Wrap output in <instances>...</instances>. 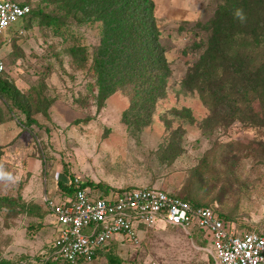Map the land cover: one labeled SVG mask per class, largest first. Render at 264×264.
<instances>
[{
    "label": "rangeland",
    "instance_id": "rangeland-1",
    "mask_svg": "<svg viewBox=\"0 0 264 264\" xmlns=\"http://www.w3.org/2000/svg\"><path fill=\"white\" fill-rule=\"evenodd\" d=\"M221 1L154 0L170 75L144 125L139 110H130V91L116 90L98 101L91 57L101 21L68 18L56 32L19 19L5 31L4 75L35 122L0 97V169L12 177L0 178V264L48 263L55 228L44 197L58 201L64 192L58 183L67 184L70 176L112 190L152 186L215 206L238 231L264 228V126L205 124L209 112L199 94L182 87L200 53L201 26ZM182 108H189L192 123L177 115ZM254 110L261 114L257 101ZM156 227L140 234L139 246L114 244L109 254L76 264H112L109 256L118 264H214L200 234L163 221Z\"/></svg>",
    "mask_w": 264,
    "mask_h": 264
},
{
    "label": "trees",
    "instance_id": "trees-1",
    "mask_svg": "<svg viewBox=\"0 0 264 264\" xmlns=\"http://www.w3.org/2000/svg\"><path fill=\"white\" fill-rule=\"evenodd\" d=\"M22 3L30 9L21 21L30 24L36 20L41 26L52 27L56 32L68 18H76L78 23L101 21L100 40L91 57L100 88L98 101L116 90L130 91L133 95L130 110H139L137 120L140 125L149 122L155 102L164 96L170 75L159 42L154 0H37L34 6L29 5L30 0H22ZM49 6L52 9L48 11ZM237 9L243 10V22L235 16ZM201 27L204 34H198L200 43H196L200 53L182 80V87L199 94L209 112L203 123L226 125L239 122L263 127L264 0H222L212 18ZM5 73L0 72V97L5 101L11 99L25 112L28 123H34L29 106L16 98L18 89L8 81ZM134 98L138 100L134 101ZM44 99L46 106L50 105L51 101ZM255 101L261 107V114L254 110ZM188 109L176 112L192 123L194 119ZM75 178L70 176L68 184L58 183L64 194H72L87 186L94 191L101 190L103 196L111 190L108 185L76 182ZM172 194L193 206L211 208L221 221L231 225L215 206ZM189 235H195L209 245V239L201 229L193 228ZM113 245L96 251L91 259L105 251L109 254ZM108 258L112 264L119 263L117 260L114 262L111 256ZM83 260L80 257L76 263ZM47 261L71 264L51 258Z\"/></svg>",
    "mask_w": 264,
    "mask_h": 264
},
{
    "label": "built area",
    "instance_id": "built-area-1",
    "mask_svg": "<svg viewBox=\"0 0 264 264\" xmlns=\"http://www.w3.org/2000/svg\"><path fill=\"white\" fill-rule=\"evenodd\" d=\"M29 9L22 0H0V40ZM3 71L6 62L0 52ZM44 203L57 223L50 252L57 262L72 264L80 257L90 260L96 251L127 241L139 246L140 234L159 228L157 223L163 221L188 234L193 228L201 229L209 239L214 264H264V228L238 231L211 208L193 206L163 189L135 186L110 190L103 196L87 186L62 195L56 202L45 196Z\"/></svg>",
    "mask_w": 264,
    "mask_h": 264
},
{
    "label": "crops",
    "instance_id": "crops-1",
    "mask_svg": "<svg viewBox=\"0 0 264 264\" xmlns=\"http://www.w3.org/2000/svg\"><path fill=\"white\" fill-rule=\"evenodd\" d=\"M128 187H135V186H127V187H123V188H118V189H124V188H128ZM117 190V189H116ZM111 191H115V190H112L111 189ZM51 192V190L49 191V193ZM46 194H48L47 192H46ZM61 196L62 195H64V192H63V194H60ZM60 196V197H61ZM46 197L47 198H49V196H47L46 195ZM49 210V209H48ZM49 214H50V216H51V219H50V221H49V223H51V224H53V227L55 228V235H54V237L50 240V242H49V244H48V254H50V252H51V246H52V243H53V241H54V238H55V236H56V233H57V228H56V225H57V223H56V221H55V218H54V216L51 214V212L49 211ZM45 217H46V215H45ZM45 223V222H44ZM166 226H169V225H166ZM172 227H175V226H172ZM54 230V229H53ZM46 258H47V255H46ZM47 264V263H46Z\"/></svg>",
    "mask_w": 264,
    "mask_h": 264
},
{
    "label": "clouds",
    "instance_id": "clouds-1",
    "mask_svg": "<svg viewBox=\"0 0 264 264\" xmlns=\"http://www.w3.org/2000/svg\"><path fill=\"white\" fill-rule=\"evenodd\" d=\"M235 16L239 20H241V22H243L244 19H245L242 9H237L236 12H235ZM5 177L8 178V179L12 178L10 173L4 172L2 169H0V178H5Z\"/></svg>",
    "mask_w": 264,
    "mask_h": 264
}]
</instances>
